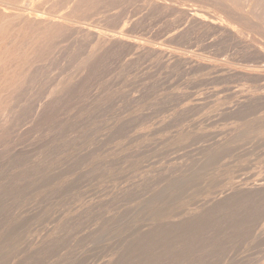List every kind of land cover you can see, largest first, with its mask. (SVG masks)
Masks as SVG:
<instances>
[{
    "label": "rangeland",
    "instance_id": "374dc122",
    "mask_svg": "<svg viewBox=\"0 0 264 264\" xmlns=\"http://www.w3.org/2000/svg\"><path fill=\"white\" fill-rule=\"evenodd\" d=\"M50 1L0 0V8L6 9L5 12L0 9V23L3 25L0 24V264H264V193L248 190L253 183L262 179L261 175L264 177V99L260 96L264 91V88L260 89L262 81L253 82L254 91L253 83L244 80L240 72L219 75V71L211 73L210 70L215 68L204 70L202 67L174 64L169 58L172 55L170 52L177 50L185 55L194 54L193 57L199 54L200 60L211 61L209 63L217 61L218 65L232 62L235 65L257 64L261 60L252 58L255 53L250 50L253 54L251 57V53L243 49L245 47L242 45L245 44L242 42L252 44L253 41L255 44L252 45L264 52V12L261 13L264 7L256 4L255 0L247 2L252 5L245 3V6L241 3L243 0H206L207 3L211 1L209 4H205V0V3L203 0H166L188 9L194 7L219 12L222 18L229 15L228 21L233 25L230 23L225 32L215 31L218 37L213 38L214 33L213 39H210L213 30L191 29L192 33H187L190 29L183 24L184 19L179 20L177 17L181 15L180 12L150 7L148 0H92L91 6L88 3L90 0L85 1L87 6L81 4L84 3L82 0L81 3L78 0V4L77 0ZM233 2L234 7H230ZM254 3L257 10L253 9ZM258 5L262 10H259ZM32 6L37 9H32ZM237 6L251 9L243 11ZM22 8L24 11H21ZM30 9L38 13L53 11L54 15L66 11L73 18H78L75 19L77 24L74 23L76 28L88 27L94 35L123 31L132 39L144 40L143 43L161 47L169 53L163 57L164 60L155 54L136 53L138 48L136 51L134 48L127 50L123 47L115 51L106 50L99 44L95 46L98 42L96 35L86 40L76 35V29L74 33H66L57 27H50L55 31L51 32L52 35L49 33L52 37L48 39L50 28L48 30L43 27L46 31L41 33L42 26L37 28L36 21L16 15L26 11L29 13ZM225 9L226 12L220 13ZM246 10L254 11L256 15L252 14L259 17L249 19L253 15L248 18L245 14L249 13L250 16L251 12L247 13ZM242 15L249 20L246 18L244 21ZM234 20H238V27L245 28L236 30ZM181 25L183 28H180ZM258 27L263 29L262 35ZM180 31H185V37ZM41 34L46 35L43 37ZM239 34L242 36L239 37ZM248 36H253L254 40L252 38L248 41ZM236 40H242V45ZM199 47L204 48L201 50ZM89 52L90 58L87 55ZM243 54L245 57H239ZM240 77H244L243 80ZM25 79L32 83H27ZM233 88L236 90L234 93ZM249 96L250 103L249 99L244 100V97ZM242 98L247 103L242 100L246 107L242 101L240 103L237 100ZM236 106H239V110ZM242 143L247 145V153V147ZM239 185L248 187L239 189L242 190L239 192ZM235 194H238L237 197ZM216 195H219V198L216 197L219 201H214Z\"/></svg>",
    "mask_w": 264,
    "mask_h": 264
},
{
    "label": "bare ground",
    "instance_id": "6f19581e",
    "mask_svg": "<svg viewBox=\"0 0 264 264\" xmlns=\"http://www.w3.org/2000/svg\"><path fill=\"white\" fill-rule=\"evenodd\" d=\"M50 1V0H49ZM64 1V0H63ZM73 1V0H72ZM76 1V0H75ZM85 1L86 0H82V2H84V3H81V0H79V3H81L83 6H87L88 4H85ZM88 1V0H87ZM92 0H90V1H88V3H89V5L91 4L90 2H91ZM143 2H145L146 0H142ZM206 1V0H205ZM215 1V0H214ZM233 1V0H232ZM236 1V0H235ZM249 1H251V3H252V1H254V0H246V2H244V0H243V2H241V3H243L244 5L243 6H245V3H247V2H249ZM258 3H257V2ZM47 2V1H46ZM51 2V1H50ZM54 2V1H53ZM94 2V1H93ZM92 2V3H93ZM203 2H204V0H203ZM256 4H259V5H261L262 6V8L264 7V0H255L254 1ZM49 3V2H48ZM71 3V2H70ZM69 3V4H70ZM76 3V2H75ZM95 3V2H94ZM110 3H111V1H110ZM148 4V6H150V7H155V8H158L159 10H162V11H169V10H171V11H176L177 13L178 12H180L181 13V17L180 16H177V17H179L178 19L180 20L181 18H182V20L183 21H185L184 23L183 22H181V21H179L180 22V24L181 23H183V24H185V26H187L189 29V31H187V33L188 32H191L192 33V31H191V29H195V30H193V31H196V29H200L201 30V28H205V29H203V30H205V31H208V30H211V32H212V30L214 31V32H212V34H211V37H210V39H213V38H217L218 36H216V32H218V31H226L227 30V28L228 27H230V21H228V18L230 17L229 15H227V14H225V15H227V16H225V17H227V18H222V16H220V15H218V13L219 12H208V11H204V10H202V9H195L194 7H190L189 5H187L188 7H190L189 9L188 8H186L185 6H182V5H176V2H175V4H171V3H173V2H171V3H169V1L167 2L166 0H148V2H147ZM205 3V2H204ZM209 3H211V1H209L208 3H207V1H206V3L205 4H209ZM226 3V2H225ZM238 3V2H237ZM254 3V4H255ZM73 4H74V2H73ZM77 4H78V0H77ZM80 4V5H81ZM101 4V3H100ZM178 4V3H177ZM230 4V3H229ZM235 4V2H233L232 4H230V7L231 6H233ZM248 4V3H247ZM253 4V5H254ZM256 4H255V6H256ZM80 5H78L79 7H81ZM91 5H93V4H91ZM90 5V6H91ZM194 5H196V4H194ZM218 5V4H217ZM219 5H221L222 6V4H219ZM248 5H252V4H248ZM258 5V6H259ZM73 6V5H72ZM77 6V5H76ZM76 6H74V7H76ZM82 6V7H83ZM147 6V7H148ZM192 6V5H191ZM216 5H214V7H215ZM220 6V7H221ZM239 6V5H238ZM237 6V7H238ZM255 6H253V9L255 8V10H257L256 8H257V6L255 7ZM5 7V6H4ZM28 7V6H27ZM26 7V8H27ZM198 7H199V5H198ZM206 7V6H205ZM209 7V6H208ZM211 7V6H210ZM218 7V6H217ZM234 7V6H233ZM247 7V6H246ZM248 7H250V6H248ZM252 7V6H251ZM25 8V9H26ZM30 8V7H29ZM35 7H33L32 6V9H34ZM55 8V7H54ZM132 8V7H131ZM216 8V7H215ZM224 8V7H223ZM238 8H240V10H241V8H242V10L244 11V9H249V8H243V7H238ZM259 8H260V6H259ZM258 8V9H259ZM1 9V8H0ZM5 8H3L2 7V9H1V11L2 12H5L6 11V9L4 10ZM24 8H22V10L21 11H24L23 10ZM32 9H30V12L29 13H27V11L29 10V9H26L25 11L26 12H23V13H17L16 15L18 16V17H24L25 19L27 18H30V19H28V20H34V21H36L37 23H38V27L37 28H41V26H42V31H41V33L42 32H45L46 30V28H48V30H50L51 28L50 27H54L53 29H55L56 27L61 31V30H63V31H65L66 33H68V32H70V31H73L74 29H76V30H78V33L79 32H81V33H77V31H76V35L78 36V35H81V37L80 38H84V39H88L90 36H95L96 35V33H95V35H94V32L91 30V29H89L88 27L87 28H85L84 29V27H81V26H77V28H76V25L74 24V23H76L77 22V20H75V19H78V18H76V17H72L69 13H61L60 12V14H56V15H54L55 14V12H53V11H46L45 13H41V12H36L35 10L33 11ZM35 9H37V8H35ZM72 9H74V8H72ZM79 9H81V8H79ZM84 9H85V7H84ZM149 9V8H148ZM208 9V8H207ZM220 9H222V7L220 8ZM251 9V8H250ZM249 9V10H250ZM264 9V8H263ZM44 10V9H43ZM51 10V9H50ZM68 10V9H67ZM191 10V11H190ZM214 10V9H213ZM223 10V9H222ZM226 10L227 9H225V11H222V12H220V13H223V12H226ZM233 10V8L231 9V11ZM247 10H246V12H247ZM259 10H262L261 8L259 9ZM258 10V11H259ZM18 11H20V10H18ZM38 11V10H37ZM41 11V10H40ZM70 11V10H69ZM73 11V13H74V10H72ZM215 11V10H214ZM218 11V10H217ZM242 11V13H244ZM257 11V12H258ZM120 12V11H119ZM229 12H230V10H229ZM233 12V11H232ZM236 12H238V10L236 11ZM248 12H251L250 13V16H248ZM247 13L248 14H245L248 18L249 17H251V14L253 13V14H255L254 13V11L252 12V11H248ZM256 12V11H255ZM262 12H264V10L263 11H261V13ZM10 13V12H9ZM8 13V14H9ZM27 13V14H26ZM54 13V14H53ZM168 13V12H167ZM234 13L235 12H233V15H234ZM239 13H241V12H239ZM259 13V12H258ZM0 14H1V12H0ZM7 14V13H6ZM5 14V15H6ZM7 14V15H8ZM11 14V13H10ZM10 14H9V16H10ZM75 14V13H74ZM103 14V13H102ZM230 14V13H229ZM232 14V13H231ZM238 14V13H237ZM252 14V15H253ZM6 15V16H7ZM12 15V14H11ZM14 15V14H13ZM73 15V14H72ZM79 15V14H78ZM142 15V14H141ZM176 15V14H175ZM256 15V14H255ZM255 15H253L251 18H249V19H253V17L255 16ZM15 16V15H14ZM75 16V15H74ZM76 16H77V14H76ZM236 16V15H235ZM234 16V17H235ZM8 17V16H7ZM6 17V18H7ZM12 17V16H11ZM112 17V16H111ZM132 17V16H131ZM130 17V18H131ZM246 17V18H247ZM255 17H259V15H257V16H255ZM261 17H263V14L261 15ZM90 18V17H89ZM129 18V17H128ZM134 18V17H133ZM236 18V17H235ZM238 18V17H237ZM242 18H244V16L242 15ZM242 18H240V19H242ZM246 18H244V21H245V19ZM247 18V19H248ZM126 19V18H125ZM248 19V20H249ZM264 19V18H263ZM4 20V19H3ZM168 20V19H167ZM75 21V22H74ZM174 21V20H173ZM233 21V20H232ZM243 21V22H244ZM254 21V20H253ZM264 21V20H263ZM2 22V21H1ZM10 22V21H9ZM9 22H8V24H9ZM135 22V21H134ZM179 22H178V24H179ZM234 22L236 23L237 22V24H235L234 23V25H237L236 27V30L239 28V30L241 29V28H243V27H238V20H234ZM242 22V21H241ZM248 22V21H247ZM256 22V21H255ZM5 23V22H4ZM13 23V22H12ZM27 23V22H26ZM88 23V22H87ZM131 23V22H130ZM136 23V22H135ZM153 23V22H152ZM173 23V22H172ZM259 23V22H258ZM1 25H2V23H0ZM24 24V23H23ZM77 24V23H76ZM79 24V23H78ZM80 24H82L81 23V21H80ZM174 24V23H173ZM173 24H170V25H173ZM177 23H176V25H178ZM182 24V25H183ZM232 24V23H231ZM239 24H240V22H239ZM242 24H244V23H241V25ZM4 25H6V24H4ZM17 25V24H16ZM20 25V24H19ZM29 25V24H28ZM31 25V24H30ZM33 25V24H32ZM41 25V26H40ZM86 25V24H85ZM88 25V24H87ZM90 25V24H89ZM182 25L180 26V28H183L182 27ZM233 25V24H232ZM249 25V24H248ZM251 25V24H250ZM258 25V24H257ZM3 26V25H2ZM34 26V25H33ZM37 26V25H36ZM40 26V27H39ZM93 26V25H92ZM157 26V25H156ZM169 26V25H168ZM184 26V25H183ZM185 26H184V28H185ZM26 27V26H25ZM31 27V26H30ZM29 27V28H30ZM35 27V26H34ZM45 29H44V28ZM133 27V26H132ZM169 27H171V26H169ZM174 27V26H173ZM252 27V26H251ZM262 27V26H261ZM13 28V27H12ZM50 28V29H49ZM172 28V27H171ZM171 28L169 29V30H171ZM176 29H178L177 28V26L175 27ZM175 28H174V31H175ZM245 28V27H244ZM249 28H250V26H249ZM259 28V27H258ZM15 29V28H14ZM53 29H51V31L50 32H47L48 33V35L47 36H49L48 37V39L50 38V37H52V36H50L49 35V33H51L52 31L54 32L55 30H53ZM97 29V28H96ZM262 29V28H261ZM39 30V29H38ZM43 30H45V31H43ZM47 30V31H48ZM59 30H56V32H58ZM102 30V29H101ZM118 30V29H117ZM122 30V29H121ZM185 31L187 30V29H184ZM200 30H197V31H199V33H200ZM235 30V31H236ZM259 30H260V28H259ZM258 29H257V31H259ZM263 30V29H262ZM262 30H260V31H262ZM75 31H73V33L75 32ZM183 31V30H182ZM182 31H180V33L182 32ZM185 31L184 32H182V34L183 33H185ZM216 31V32H215ZM232 31H234V30H232ZM234 31V32H235ZM243 31V30H242ZM253 31V30H252ZM256 31V32H257ZM100 32V31H99ZM98 32V33H99ZM112 32V31H111ZM114 32V31H113ZM177 32V34L180 36V34H179V31L177 30L176 31ZM202 32V31H201ZM209 32V31H208ZM220 32V33H221ZM223 32V33H224ZM228 32V31H227ZM237 32H241V31H237ZM63 33V32H62ZM170 33V32H169ZM172 33L173 32H171V35H172ZM195 33H197V32H195ZM215 33V36L213 35ZM219 33V34H220ZM230 33V32H229ZM253 33V32H252ZM262 33H263V31L261 32V34H260V32H258V34H260V35H262ZM24 34V33H23ZM40 34V33H39ZM55 34V33H54ZM58 34V33H57ZM72 34V33H71ZM218 34V33H217ZM233 34V33H232ZM237 34V33H236ZM242 34H244L243 32H242ZM254 34V33H253ZM257 34V35H258ZM43 37H45V35H43V34H41ZM51 35H52V33H51ZM184 35V34H183ZM187 35V34H186ZM191 34H189V36H190ZM196 35V34H195ZM212 35H213V38H212ZM226 35V34H225ZM252 35V34H251ZM250 35V36H251ZM25 36V35H24ZM40 36V35H39ZM47 36H46V38H47ZM93 36H92V38H93ZM97 36V43L95 44V46L96 47H98V46H103V48H105L106 50H111V49H113L114 51H115V49H117V48H119L120 49V47H123L124 49H127V50H130V49H133L134 48V51H136L137 50V48L139 49L138 50V52H136V53H142V55L143 54H155L156 55V57L158 56V58L160 57H164V56H166L169 52H167V51H165V50H163V49H161V47H155V46H152L153 44H151V45H149V44H145V43H143L144 42V40H143V42H141V41H139V39H138V41L137 40H135L136 38H130V37H128L127 36V34L125 33V32H123V31H119L118 33L116 32H114V33H112V34H107V33H102V32H100L98 35H96ZM167 36V35H166ZM168 36H169V34H168ZM178 36V37H179ZM191 36H193V35H191ZM190 36V37H191ZM201 36V35H200ZM220 36H221V34H220ZM235 36V35H234ZM237 36V35H236ZM239 37L240 36H242L241 34H239L238 35ZM250 36H248V37H250ZM256 36V35H255ZM35 37L36 38H39V37H37L36 35H35ZM55 37V36H54ZM174 37H176V35H174ZM184 37H185V35H184ZM199 37V36H198ZM244 37H246L245 36V34H244ZM243 37V38H244ZM247 37V38H248ZM35 38V39H36ZM91 38V37H90ZM90 38L88 39V40H90ZM173 38V37H172ZM180 38V37H179ZM188 38V37H187ZM202 38H204V37H202ZM205 38H207L206 36H205ZM204 38V39H205ZM226 38V37H225ZM236 38V37H235ZM242 38V39H243ZM246 38V39H247ZM252 38H253V36H252ZM251 37H250V39L248 40V41H250L251 39H252ZM257 38V37H256ZM260 38V37H259ZM263 38H264V34H263ZM23 39V38H22ZM32 39V38H31ZM34 39V38H33ZM53 39V38H52ZM175 39V38H174ZM181 39H182V37H181ZM186 39V38H185ZM189 39H191V38H189ZM228 39V38H227ZM234 39V38H233ZM262 39V38H261ZM12 40V39H11ZM51 40V39H50ZM50 40H47L48 42L50 41ZM94 40H95V38H94ZM177 40V39H176ZM179 40V39H178ZM188 40V39H187ZM193 40V39H192ZM206 40V39H205ZM243 40H245V39H243ZM253 40H254V38H253ZM28 41V40H27ZM39 41V40H38ZM207 41V40H206ZM208 41H209V39H208ZM214 41V40H213ZM212 41V42H213ZM232 41V40H231ZM237 42H238V40H236ZM241 42H242V40H240ZM256 41V40H255ZM101 42V43H100ZM146 42V41H145ZM238 42L239 43V45L241 44L242 45V43H244L245 44V46L244 45H242L243 47H245V48H243V49H246V51L247 52H249V54L251 53L250 52V50H252L253 51V53H255V57H252L251 55H253L252 53L250 54V56L252 57V58H257V59H259V60H261V61H263L264 62V52L263 51H261L260 49L258 50L256 47H258V46H254V45H252V44H255L253 41H252V44H249L248 42ZM82 43V42H81ZM150 43V42H149ZM159 43V42H158ZM214 43V42H213ZM231 43V42H230ZM236 43V42H235ZM238 43L236 44L237 46H239L238 45ZM257 43H258V41H257ZM260 43V42H259ZM38 44V43H37ZM47 44V43H46ZM97 44H99L98 46H97ZM101 44V45H100ZM192 44V43H191ZM219 44V43H218ZM264 44V43H263ZM156 45V44H155ZM160 45H161V43H160ZM169 45V44H168ZM235 45V44H234ZM258 45V44H257ZM261 45V44H260ZM259 45V46H260ZM27 46V45H26ZM29 46V45H28ZM27 46V47H28ZM31 46V45H30ZM40 46V45H39ZM45 46V45H44ZM72 46V45H71ZM167 46V45H166ZM179 46V45H178ZM208 46V45H207ZM210 46V45H209ZM208 46V47H209ZM22 47V46H21ZM41 47V46H40ZM43 47V46H42ZM95 47V48H96ZM99 47V48H100ZM180 47V46H179ZM262 47H264V46H262ZM261 47V48H262ZM56 48V47H55ZM94 47H93V49H95ZM136 48V49H135ZM168 48V47H167ZM181 48V47H180ZM185 48V47H184ZM194 48H195V46H194ZM200 48V47H199ZM199 48H197V49H199ZM201 48H204V47H201ZM200 48V49H201ZM220 48V47H219ZM218 48V49H219ZM242 48V47H241ZM251 48V49H250ZM31 49V48H30ZM93 49L91 50L92 52H93ZM171 49V48H170ZM213 49V48H212ZM235 49V48H234ZM237 49V48H236ZM239 49V48H238ZM24 50V49H23ZM202 50V49H201ZM204 50V49H203ZM206 50V49H205ZM263 50V49H262ZM27 51V50H26ZM25 51V52H26ZM33 51V50H32ZM38 51V50H37ZM47 51V50H46ZM79 51V50H78ZM90 51V52H91ZM112 51V50H111ZM198 51V50H197ZM220 51V50H219ZM231 51V50H230ZM236 51V50H235ZM240 51V50H239ZM245 51V52H246ZM54 52V51H53ZM60 52V51H59ZM90 52L87 54L88 56H89V58H90V56L91 55H89L90 54ZM127 52V51H126ZM194 52H196V51H194ZM199 52V51H198ZM238 52V51H237ZM27 53V52H26ZM33 53V52H32ZM38 53V52H37ZM50 53V52H49ZM172 55L171 56H169V58L171 59L170 60V62H174V64L175 63H181L180 65H182V64H187V65H189L190 67H202V68H205L204 70H207L206 68H208L209 70H210V68H212V69H214V70H210V71H212L211 73H214L213 71H219L218 73H220L219 75H226V74H230V75H232L231 73H234V74H237L238 72H240V74L242 75V76H244L245 77V79L244 80H246V79H248V80H250L249 82H255V81H258V80H260V81H262V83H261V90H262V88H264V64H262V65H260L259 64V62H261V61H259L257 64H254V63H252V65H248V64H245V65H241V64H239V65H235V64H233V62H232V64H220V65H218V64H216L217 63V61H216V63L214 64V63H209V62H211V61H208V59H207V61L208 62H204V60L202 59V60H200L199 58H201V56H199V54H197V56L196 57H193L194 56V54H192V56H190V55H185L184 53H181V52H177V50L174 52H170ZM200 53V52H199ZM238 53H241V52H238ZM92 54V53H91ZM139 54H137V55H139ZM203 54V53H202ZM249 54H247V55H249ZM31 56V54H28L27 56ZM131 55V54H130ZM213 55V54H212ZM25 56V55H24ZM65 56V55H64ZM218 56V55H217ZM240 56H244V54L243 55H239V57ZM32 57V56H31ZM30 57V58H31ZM198 57V58H197ZM208 57V56H207ZM206 57V58H207ZM211 57V56H210ZM245 57V56H244ZM244 57L242 58V59H244ZM247 57V56H246ZM250 57V59H252ZM27 58H29V57H27ZM34 58V57H33ZM132 58V57H131ZM137 58H138V56H137ZM248 58H249V56H248ZM101 59V58H100ZM112 59V58H111ZM153 59V58H152ZM164 59V58H163ZM204 59H205V57H204ZM218 59V58H217ZM246 59V58H245ZM256 59V60H257ZM2 60V59H1ZM27 60V59H26ZM32 60V59H31ZM54 60V59H53ZM165 60V59H164ZM240 61H241V59H239ZM248 60V59H247ZM65 61V60H64ZM80 61V60H79ZM144 61V60H143ZM155 61V60H154ZM206 61V60H205ZM213 61V60H212ZM226 61V60H225ZM251 61H253V60H250V62ZM255 61V60H254ZM253 61V62H254ZM258 61V60H257ZM67 62V61H66ZM145 62V61H144ZM159 62V61H158ZM222 62V61H221ZM220 62V63H221ZM244 62V61H243ZM245 62H246V60H245ZM249 62V61H248ZM247 62V63H248ZM250 62H249V64H250ZM56 63V62H55ZM64 63V62H63ZM115 63V62H114ZM167 63V62H166ZM42 64V63H41ZM85 64V63H84ZM172 64V63H171ZM259 64V65H258ZM19 65V64H18ZM29 65H32V64H29ZM57 65V64H56ZM62 65V64H61ZM103 65V64H102ZM150 65V64H149ZM179 65V66H180ZM20 66V65H19ZM27 66V65H26ZM44 66V65H43ZM55 66V65H54ZM53 66V67H54ZM83 66V65H82ZM115 66V65H114ZM135 66V65H134ZM144 66V65H143ZM165 66H168V65H165ZM170 66V65H169ZM31 67V66H30ZM60 67V66H59ZM111 67V66H110ZM127 67V66H126ZM137 67V66H136ZM142 67V66H141ZM147 67V66H146ZM28 68V67H27ZM87 68V67H86ZM85 68V69H86ZM117 68V67H116ZM169 68H171V67H169ZM17 69V68H16ZM29 69V68H28ZM32 69V68H31ZM30 69V70H31ZM68 69V68H67ZM70 69V68H69ZM77 69V68H76ZM106 69V68H105ZM104 69V70H105ZM109 69V68H108ZM134 69V68H133ZM184 69V68H183ZM192 69V68H191ZM9 70V69H8ZM18 70V69H17ZM74 70V69H73ZM155 70V69H154ZM159 70V69H158ZM12 71V70H11ZM19 71V70H18ZM33 71V70H32ZM54 71V70H53ZM58 71H60V70H58ZM72 71V70H71ZM95 71V70H94ZM120 71H122V70H120ZM145 71V70H144ZM42 72V71H41ZM47 72V71H46ZM63 72V71H62ZM78 72H80V70L78 71ZM237 72V73H236ZM9 73V72H8ZM14 73H15V71H14ZM57 73V72H56ZM59 73V72H58ZM61 73V72H60ZM153 73V72H152ZM218 73H216V74H218ZM6 74V73H5ZM54 74V73H53ZM86 74V73H85ZM87 74H88V72H87ZM91 74V73H90ZM143 74V73H142ZM164 74V73H163ZM215 74V75H216ZM233 74V75H234ZM23 75H24V73H23ZM30 75V74H29ZM210 75V74H209ZM214 74H212V76H213ZM56 76V75H55ZM63 76V75H62ZM137 76V75H136ZM235 76V75H234ZM240 76V75H239ZM238 76V77H239ZM29 77V76H28ZM116 77H118V76H116ZM134 77V76H133ZM163 77V76H162ZM167 77V76H166ZM183 77V76H182ZM188 77H190V76H188ZM211 77V76H210ZM244 77H240V79L242 78V80H243V78ZM12 78V77H11ZM19 78V77H18ZM25 78H26V76H25ZM53 78V77H52ZM91 78V77H90ZM187 78V77H186ZM217 78V77H216ZM221 78V77H220ZM231 78H232V76H231ZM237 78V77H236ZM15 79V78H14ZM20 79V78H19ZM27 79V78H26ZM25 79V80H26ZM29 79V78H28ZM190 79V78H189ZM224 79H225V77H224ZM15 80H17V79H15ZM49 80V79H48ZM64 80V79H63ZM62 80V81H63ZM67 80V79H66ZM136 80V79H135ZM156 80V79H155ZM213 80H214V78H213ZM212 80V81H213ZM218 80V79H217ZM252 80V81H251ZM14 81V80H13ZM70 81V80H69ZM72 81V80H71ZM154 81V80H153ZM152 81V82H153ZM192 81V80H191ZM226 81V80H225ZM236 81V80H235ZM16 82H18V81H16ZM26 82H27V80H26ZM156 82V81H155ZM160 82V81H159ZM186 82V81H185ZM222 82V81H221ZM242 82V81H241ZM3 83H4V81H3ZM2 83V84H3ZM25 83V82H24ZM23 83V84H24ZM27 83H29V84H31L32 83V81L31 82H27ZM183 83V82H182ZM205 83V82H204ZM208 83H210V82H208ZM212 83V82H211ZM214 83V82H213ZM233 83V82H232ZM238 83V82H237ZM245 83V82H244ZM243 83V84H244ZM14 84H15V82H14ZM20 84H22V83H20ZM28 84V85H29ZM72 84V83H71ZM125 84V83H124ZM163 84V83H162ZM170 84V83H169ZM224 84V83H223ZM234 84V83H233ZM247 84V83H246ZM245 84V85H246ZM5 85V84H4ZM13 85V84H12ZM39 85V84H38ZM100 85V84H99ZM172 85V84H171ZM235 85V84H234ZM249 85H250V87H252L251 86V84L249 83ZM249 85H248V87H249ZM253 85V90H254V87H255V85H254V83L252 84ZM18 86V85H17ZM27 86V85H26ZM33 86V85H32ZM44 86V85H43ZM50 86V85H49ZM68 86V85H67ZM126 86V85H125ZM172 86H174V85H172ZM181 86V85H180ZM187 86V85H186ZM231 86H232V84H231ZM5 87V86H4ZM8 87V86H7ZM16 87V86H15ZM21 87V86H20ZM214 87H216L215 85H214ZM213 87V88H214ZM224 87V86H223ZM229 87H230V85H229ZM247 87V86H246ZM249 87V88H250ZM27 88H29V86L27 87ZM33 88V87H32ZM68 88H69V86H68ZM97 88V87H96ZM124 88V87H123ZM228 88V87H227ZM240 88V87H239ZM242 88V87H241ZM248 88V89H249ZM256 88H257V86H256ZM4 89H6V88H4ZM8 89H10V88H8ZM20 89V88H19ZM18 89V90H19ZM25 89H26V87H25ZM31 89V88H30ZM97 89H99V88H97ZM96 89V90H97ZM144 89V88H143ZM230 89V88H229ZM234 89V90H233ZM232 90H233V93H234V91H236L235 90V88H233ZM246 89V88H245ZM258 89V88H257ZM12 90V89H11ZM23 90V89H22ZM126 90V89H125ZM135 90V89H134ZM137 90H139V89H137ZM186 90V89H185ZM189 90V89H188ZM218 90H220V89H218ZM225 90H226V88H225ZM238 91L240 90V89H237ZM264 90V89H263ZM20 91V90H19ZM52 91H53V89H52ZM56 92H57V89L55 90ZM60 91L61 90H59V93H60ZM69 91V90H68ZM142 91V90H141ZM195 91V90H194ZM209 91V90H208ZM241 92H242V90H240ZM251 91V90H250ZM254 91H256V89L254 90ZM258 91V90H257ZM26 92V91H25ZM46 92V91H45ZM54 92V91H53ZM65 92V91H64ZM67 92V91H66ZM125 92V91H124ZM166 92V91H165ZM227 92V91H226ZM230 92V91H229ZM232 92V91H231ZM260 93H261V91H259ZM11 93H12V91H11ZM13 93H14V91H13ZM19 93V92H18ZM23 92H21V94H22ZM58 93V94H59ZM80 93V92H79ZM170 93H172V92H170ZM169 93V94H170ZM176 93V92H175ZM228 93V92H227ZM243 93H246L245 91L243 92ZM25 94V93H24ZM53 94H55V93H53ZM86 94V93H85ZM125 94H126V92H125ZM165 94V93H164ZM194 94V93H193ZM230 94V93H229ZM241 94V93H240ZM258 95H259V93H257ZM30 95V94H29ZM69 95V94H68ZM171 95V94H170ZM175 95V94H174ZM197 95V94H196ZM226 95V94H225ZM238 95H239V92H238ZM34 96V95H33ZM56 96V95H55ZM54 96V97H55ZM59 96V95H58ZM58 96H57V98H58ZM64 96H66V95H64ZM169 96V95H168ZM177 96V95H176ZM199 96V95H198ZM198 96H197V98H198ZM246 96H248L247 94H246ZM251 96H253L254 97V95L252 94ZM261 97H262V99H264V91H262V93H261V95H260ZM27 97V96H26ZM39 97V96H38ZM67 97V96H66ZM126 97V96H125ZM193 97V96H192ZM256 98H257V96H255ZM70 98V97H69ZM68 98V99H69ZM103 98V97H102ZM167 98V97H166ZM202 98V97H201ZM234 98V97H233ZM34 99V98H33ZM38 99V98H37ZM158 99V98H157ZM194 99V98H193ZM226 99V98H225ZM246 99V101H248L247 99H249V103H250V96H249V98L248 97H244V100ZM255 99V98H254ZM45 100H46V98H45ZM92 100V99H91ZM154 100V99H153ZM181 100V99H180ZM185 100V99H184ZM196 100V99H195ZM211 100H213V102H214V99H211ZM238 101L240 100V103H241V101L243 100V98L242 99H237ZM243 100V101H244ZM256 100V99H255ZM67 101V100H66ZM129 101V100H128ZM188 101V100H187ZM216 101V100H215ZM218 101V100H217ZM223 101V100H222ZM243 101H242V103H243ZM252 101H253V98H252ZM256 101H258V100H256ZM42 102H45V101H42ZM49 102V101H48ZM69 102V101H68ZM156 102V101H155ZM180 102V101H179ZM182 102V101H181ZM197 102V101H196ZM195 102V103H196ZM259 102H261V100H259ZM258 102V103H259ZM102 103V102H101ZM129 103V102H128ZM136 103V102H135ZM198 103V102H197ZM209 103V102H208ZM208 103H205L206 105L208 104ZM224 103H225V101H224ZM235 103H237V101L235 102ZM244 103H246L245 101H244ZM243 103V104H244ZM258 103H255V104H258ZM264 103V102H263ZM47 104H49V103H47ZM57 104V103H56ZM204 104V103H203ZM247 104V103H246ZM51 105V104H50ZM58 105V104H57ZM229 105V104H228ZM234 105V104H233ZM233 105H232V108H233ZM248 105H250V104H248ZM247 105V106H248ZM59 106V105H58ZM182 106V105H181ZM184 106H186V105H184ZM207 106H209V105H207ZM244 106L246 107V105L244 104ZM243 106V107H244ZM258 106H260V105H258ZM264 106V105H263ZM57 107V106H56ZM61 107V106H60ZM84 107V106H83ZM105 107V106H104ZM112 107V106H111ZM124 107V106H123ZM231 107V106H230ZM235 107V106H234ZM237 107V106H236ZM239 107V106H238ZM238 107H237V109H238ZM249 107V106H248ZM261 107V106H260ZM61 108H63V107H61ZM68 108V107H67ZM142 108V107H141ZM200 108V107H199ZM231 108V109H232ZM251 108V107H250ZM263 108V107H262ZM36 109V108H35ZM41 109V108H40ZM56 109V108H55ZM59 109V108H58ZM72 109V108H71ZM121 109V108H120ZM132 109V108H131ZM186 108H184V110H185ZM246 109V108H245ZM255 110H256V107L254 108ZM129 110V109H128ZM134 110H136V109H134ZM180 110V109H179ZM203 110V109H202ZM227 110H228V107H227ZM233 110H234V108H233ZM232 110V111H233ZM239 110V109H238ZM252 110H253V108H252ZM264 110V109H263ZM43 111V110H42ZM41 111V112H42ZM49 111V110H48ZM127 111V110H126ZM170 111V110H169ZM188 111V110H187ZM209 111V110H208ZM231 111V112H232ZM43 112H45V111H43ZM119 112V111H118ZM135 112V111H134ZM143 112V111H142ZM182 112V111H181ZM198 112V111H197ZM226 112V111H225ZM49 113V112H48ZM55 113V112H54ZM130 113V112H129ZM132 113V112H131ZM177 113V112H176ZM185 113V112H184ZM201 113V112H200ZM228 113H229V111H228ZM263 114H264V111L262 112ZM37 114V113H36ZM141 114V113H140ZM183 114V113H182ZM205 114V113H204ZM223 114V113H222ZM258 114V113H257ZM134 115V114H133ZM139 115V114H138ZM180 115V114H179ZM190 115H191V113H190ZM217 115V114H216ZM44 116V115H43ZM112 116V115H111ZM198 116V115H197ZM205 116H206V114H205ZM214 115H212V117H213ZM219 116V115H218ZM231 116V115H230ZM69 117V116H68ZM131 117V116H130ZM183 117V116H182ZM181 117V118H182ZM209 117H210V115H209ZM216 117V116H215ZM220 117V116H219ZM227 117H229V116H227ZM258 117V116H257ZM41 118V117H40ZM111 118V117H110ZM109 118V119H110ZM125 118V117H124ZM166 118V117H165ZM179 118V117H178ZM192 118V117H191ZM200 118V117H199ZM233 118V117H232ZM48 119V118H47ZM51 119V118H50ZM127 119V118H126ZM160 119H162V118H160ZM186 119V118H185ZM207 119V118H206ZM205 119V120H206ZM211 119V118H210ZM219 119V118H218ZM260 119V118H259ZM52 120V119H51ZM131 120V119H130ZM167 120V119H166ZM194 120V119H193ZM235 120V119H234ZM88 121V120H87ZM125 121V120H124ZM133 121V120H132ZM197 121V120H196ZM201 121V120H200ZM250 121V120H249ZM248 121V122H249ZM259 121V120H258ZM261 121V120H260ZM41 122V121H40ZM49 122V121H48ZM53 122V121H52ZM60 122V121H59ZM122 122H123V120H122ZM126 122V121H125ZM129 122V121H128ZM194 122V121H193ZM208 122V121H207ZM212 122V121H211ZM215 122H217V121H215ZM42 123V122H41ZM57 123V122H56ZM63 123V122H62ZM91 123V122H90ZM130 123V122H129ZM195 123V122H194ZM197 123V122H196ZM206 123V122H205ZM208 123H210V122H208ZM223 123V122H222ZM253 123H255V122H253ZM27 124H28V122H27ZM46 124V123H45ZM52 124V123H51ZM219 124V123H218ZM235 124V123H234ZM116 125H117V123H116ZM130 125V124H129ZM207 125V124H206ZM212 125V124H211ZM241 125V124H240ZM239 125V126H240ZM60 126V125H59ZM132 126H134V125H132ZM131 126V127H132ZM215 126V125H214ZM213 126V127H214ZM217 126V125H216ZM53 127V126H52ZM113 127V126H112ZM118 127V126H117ZM128 127H130V126H128ZM190 127V126H189ZM212 127V126H211ZM51 128V127H50ZM105 128V127H104ZM107 128V127H106ZM192 128H193V126H192ZM205 128V127H204ZM209 128V127H208ZM217 128V127H216ZM221 128V127H220ZM243 128V127H242ZM112 129V128H111ZM125 129V128H124ZM136 129V128H135ZM185 129V128H184ZM191 129V128H190ZM194 129V128H193ZM230 129V128H229ZM245 129V128H244ZM34 130V129H33ZM107 130V129H106ZM123 130V129H122ZM178 130H180V129H178ZM219 130V129H218ZM221 130V129H220ZM261 130V129H260ZM114 131V130H113ZM124 131V130H123ZM126 131V130H125ZM128 131V130H127ZM203 131V130H202ZM210 131V130H209ZM211 131H212V128H211ZM249 131V130H248ZM119 132V131H118ZM121 132V131H120ZM129 132V131H128ZM186 132V131H185ZM198 132H200V131H198ZM219 132V131H218ZM247 132V131H246ZM121 133H123V132H121ZM134 133V132H133ZM136 133V132H135ZM191 133V132H190ZM250 133V132H249ZM50 134V133H49ZM132 134V133H131ZM187 134V133H186ZM209 134V133H208ZM215 134V133H214ZM261 134V133H260ZM93 135H95V134H93ZM112 135V134H111ZM123 135H125V134H123ZM133 135V134H132ZM178 135V134H177ZM219 135V134H218ZM32 136V135H31ZM30 136V137H31ZM63 136V135H62ZM173 136V135H172ZM200 136V135H199ZM203 136V135H202ZM213 136V135H212ZM24 137V136H23ZM105 137V136H104ZM111 137V136H110ZM178 137V136H177ZM185 137V136H184ZM216 137H217V135H216ZM223 137V136H222ZM256 137V136H255ZM261 137V136H260ZM36 138V137H35ZM109 138V137H108ZM129 138V137H128ZM183 138V137H182ZM205 139H206V136L204 137ZM259 138V137H258ZM43 139V138H42ZM75 139V138H74ZM113 139V138H112ZM196 139H197V137H196ZM195 139V140H196ZM211 139V138H210ZM232 139V138H231ZM240 139V138H239ZM251 139V138H250ZM17 140V139H16ZM30 140V139H29ZM32 140V139H31ZM115 140V139H114ZM218 140V139H217ZM225 140V139H224ZM249 140V139H248ZM247 140V141H248ZM258 140V139H257ZM121 141V140H120ZM222 141V140H221ZM250 141H252V140H250ZM100 142V141H99ZM127 142H128V140H127ZM190 142V141H189ZM203 142V141H202ZM75 143V142H74ZM97 143V142H96ZM114 143V142H113ZM119 143V142H118ZM152 143V142H151ZM201 143V142H200ZM212 143V142H211ZM214 143V142H213ZM240 143V142H239ZM247 143V142H246ZM250 143V142H249ZM256 143H257V141H256ZM100 144V143H99ZM126 144V143H125ZM193 144V143H192ZM215 144V143H214ZM223 144V143H222ZM243 144V143H242ZM248 144V143H247ZM261 144V143H260ZM36 145H37V143H36ZM123 145V144H122ZM201 145V144H200ZM206 145H208V144H206ZM213 145V144H212ZM211 145V146H212ZM244 145V144H243ZM254 145H255V143H254ZM109 146V145H108ZM125 146V145H124ZM130 146V145H129ZM204 146V145H203ZM237 146V145H236ZM239 146V145H238ZM245 146V145H244ZM251 146V145H250ZM262 146V145H261ZM14 147V146H13ZM16 147V146H15ZM110 147V146H109ZM117 147V146H116ZM131 147V146H130ZM198 147V146H197ZM220 147V146H219ZM229 147V146H228ZM243 147V146H242ZM245 147H247V145L245 146ZM260 147V146H259ZM263 147V146H262ZM25 148V147H24ZM31 148V147H30ZM70 148V147H69ZM80 148V147H79ZM201 148V147H200ZM211 148V147H210ZM255 149V148H254ZM49 150V149H48ZM65 150V149H64ZM185 150V149H184ZM188 150V149H187ZM207 150H209V149H207ZM216 150V149H215ZM242 150V149H241ZM240 150V151H241ZM253 150V149H252ZM257 150V149H256ZM91 151V150H90ZM106 151V150H105ZM117 151V150H116ZM120 151V150H119ZM150 151V150H149ZM181 151V150H180ZM200 151V150H199ZM243 151V150H242ZM197 152V151H196ZM248 152V147H247V151H246V153ZM264 152V151H263ZM72 153V152H71ZM70 154V153H69ZM86 154V153H85ZM115 154V153H114ZM113 154V155H114ZM195 154V153H194ZM206 154H207V152H206ZM217 154H218V152H217ZM219 154H221V153H219ZM227 154H229V153H227ZM252 154V153H251ZM257 154V153H256ZM45 155H47V154H45ZM75 155V154H74ZM102 155V154H101ZM117 155V154H116ZM177 155V154H176ZM223 155V154H222ZM9 156V155H8ZM7 156V157H8ZM25 156V155H24ZM76 156H77V154H76ZM218 156V155H217ZM109 157V156H108ZM221 157V156H220ZM224 157H225V154H224ZM227 157V156H226ZM5 158V157H4ZM244 158V157H243ZM188 159V158H187ZM79 160V159H78ZM114 160V159H113ZM180 160V159H179ZM15 161V160H14ZM130 161V160H129ZM183 161V160H182ZM206 161V160H205ZM229 161V160H228ZM4 162H5V160H4ZM177 162V161H176ZM6 163V162H5ZM207 163V162H206ZM209 163V162H208ZM207 163V164H208ZM220 163V162H219ZM227 163V162H226ZM73 164V163H72ZM203 164H204V162H203ZM202 164V165H203ZM250 164V163H249ZM201 165V164H200ZM214 165V164H213ZM205 166V165H204ZM215 166V165H214ZM223 166V165H222ZM114 167V166H113ZM200 167V166H199ZM259 167V166H258ZM102 168V167H101ZM214 168V167H213ZM235 168V167H234ZM24 169V168H23ZM189 169V168H188ZM201 169V168H200ZM29 170V169H28ZM214 170V169H213ZM241 170H242V168H241ZM247 170V169H246ZM63 171V170H62ZM207 171V170H206ZM205 171V172H206ZM212 171V170H211ZM75 172V171H74ZM1 173V172H0ZM48 173V172H47ZM151 173V172H150ZM212 173V172H211ZM214 173V172H213ZM255 173V172H254ZM45 174V173H44ZM63 174V173H62ZM65 174V173H64ZM216 174V173H215ZM135 175V174H134ZM145 175V174H144ZM148 175H149V173H148ZM147 175V176H148ZM151 175V174H150ZM212 175V174H211ZM37 176V175H36ZM133 176V175H132ZM262 176V177H261ZM260 177L262 178L261 180H258L257 178H255V179H257L258 180V182H256V183H253L249 188H248V190H250V191H255V192H261V193H264V177H263V175H261ZM239 177V176H238ZM145 178V177H144ZM246 178V177H245ZM248 178H249V175H248ZM248 178H246V179H248ZM25 179V178H24ZM27 179V178H26ZM138 179V178H137ZM136 179V180H137ZM141 179V178H140ZM245 179V180H246ZM20 180V179H19ZM78 180V179H77ZM120 180V179H119ZM142 180V179H141ZM146 180V179H145ZM148 180V179H147ZM150 180V179H149ZM243 180V179H242ZM241 180V181H242ZM254 180V179H253ZM122 181V180H121ZM248 181V180H247ZM16 182V181H15ZM91 182V181H90ZM203 182V181H202ZM237 182V181H236ZM5 183V182H4ZM121 183V182H120ZM125 183H127V182H125ZM131 183V182H130ZM149 183H150V181H149ZM240 183V182H239ZM25 184V183H24ZM237 184V183H236ZM49 185V184H48ZM25 186V185H24ZM61 186V185H60ZM71 186V185H70ZM228 186V185H227ZM240 186V185H239ZM241 186H243V185H241ZM240 186V188L238 187V186H236V188L238 187V191L240 192V191H242L243 189H244V187H248L247 185L245 186L244 185V187H241ZM38 187V186H37ZM43 187V186H42ZM59 187V186H58ZM188 187V186H187ZM232 187V186H231ZM63 188V187H62ZM243 188V189H242ZM19 189V188H18ZM127 189V188H126ZM231 189H233V188H231ZM235 189V188H234ZM239 189H242V190H239ZM63 190V189H62ZM246 190V189H245ZM244 190V191H245ZM79 191V190H78ZM122 191V190H121ZM232 191V190H231ZM236 191H237V189H236ZM246 192V191H245ZM248 192V191H247ZM1 193V192H0ZM108 193V192H107ZM217 193V192H216ZM234 193V192H233ZM9 194V193H8ZM85 194V193H84ZM105 194V193H104ZM183 194V193H182ZM210 194H211V192H210ZM228 194V193H227ZM246 194V193H245ZM256 194V193H255ZM22 195V194H21ZM215 195V194H214ZM220 195H221V197H224V196H222V194L220 193ZM229 195H230V193H229ZM238 195V194H237ZM237 195L235 194V196L237 197ZM3 196V195H2ZM5 196V195H4ZM91 196V195H90ZM132 196V195H131ZM218 196V197H217ZM239 196H241V195H239ZM252 196V195H251ZM260 196V195H259ZM219 198V195H216L215 196V198ZM235 197V198H236ZM14 198V197H13ZM28 198V197H27ZM44 198V197H43ZM102 198V197H101ZM180 198V197H179ZM207 198V197H206ZM205 198V199H206ZM212 198V197H211ZM214 198V197H213ZM214 198V199H215ZM216 198V200H214V199H212V201L214 200V201H219V199H217ZM227 198V197H226ZM239 198V197H238ZM244 198V197H243ZM249 198V197H248ZM261 198V197H260ZM98 199V198H97ZM222 199V198H221ZM63 200V199H62ZM93 200V199H92ZM101 200V199H100ZM209 200V199H208ZM224 200V199H223ZM233 200V199H232ZM239 200V199H238ZM259 200V199H258ZM12 201V200H11ZM65 201V200H64ZM86 201V200H85ZM173 201V200H172ZM175 201V200H174ZM198 201V200H197ZM212 201H211V204H212ZM226 201V200H225ZM230 201H231V199H230ZM247 201H249V200H247ZM46 202V201H45ZM74 202V201H73ZM228 202H229V200H228ZM254 202V201H253ZM32 203V202H31ZM99 203V202H98ZM205 203H207V202H205ZM30 204V203H29ZM86 204V203H85ZM219 204V203H218ZM217 204V205H218ZM223 204H224V202H223ZM226 204V203H225ZM224 204V205H225ZM232 204V203H231ZM238 204V203H237ZM40 205V204H39ZM101 205V204H100ZM205 205V204H204ZM261 205H262V203H261ZM3 206V205H2ZM87 206V205H86ZM230 206V205H229ZM124 207V206H123ZM212 207H214V205L212 206ZM251 207V206H250ZM262 207V206H261ZM254 208V207H253ZM8 209V208H7ZM17 209V208H16ZM55 209V208H54ZM131 209V208H130ZM200 209V208H199ZM221 209V208H220ZM258 209V208H257ZM43 210V209H42ZM59 210V209H58ZM81 210V209H80ZM196 210V209H195ZM201 210V209H200ZM218 210V209H217ZM10 211V210H9ZM197 211V210H196ZM207 211V210H206ZM205 211V212H206ZM241 211V210H240ZM14 212V211H13ZM123 212V211H122ZM148 212V211H147ZM208 212V211H207ZM221 212V211H220ZM15 213V212H14ZM40 213V212H39ZM53 213V212H52ZM168 213V212H167ZM199 213V212H198ZM202 213V212H201ZM228 213V212H227ZM237 213V212H236ZM249 213V212H248ZM261 213V212H260ZM58 214V213H57ZM60 214V213H59ZM203 214V213H202ZM245 214H246V212H245ZM257 214V213H256ZM14 215V214H13ZM83 215V214H82ZM195 215V214H194ZM193 215V216H194ZM199 215V214H198ZM208 215V214H207ZM210 215V214H209ZM6 216H7V214H6ZM89 216V215H88ZM225 216V215H224ZM17 217V216H16ZM54 217V216H53ZM62 217V216H61ZM98 217V216H97ZM202 217V216H201ZM200 217V218H201ZM239 217V216H238ZM161 218V217H160ZM209 218V217H208ZM241 218V217H240ZM11 219V218H10ZM215 219V218H214ZM256 219V218H255ZM259 219V218H258ZM23 220V219H22ZM201 220V219H200ZM203 220V219H202ZM239 220V219H238ZM56 221V220H55ZM90 221V220H89ZM194 221H198V220H194ZM204 221V220H203ZM241 221H243V220H241ZM245 221V220H244ZM162 222V221H161ZM217 222V221H216ZM248 222V221H247ZM92 223V222H91ZM96 223V222H95ZM204 223V222H203ZM67 224V223H66ZM154 224V223H153ZM182 224V223H181ZM259 224V223H258ZM25 225V224H24ZM220 225V224H219ZM252 225H253V223H252ZM251 225V226H252ZM264 225V224H263ZM204 226V225H203ZM30 227V226H29ZM28 227V228H29ZM90 227V226H89ZM221 227V226H220ZM256 227V226H255ZM264 227V226H263ZM169 228V227H168ZM217 228H219V227H217ZM239 228V227H238ZM237 228V229H238ZM254 228V227H253ZM262 228V227H261ZM46 229V228H45ZM50 229V228H49ZM189 229V228H188ZM212 229V228H211ZM185 230V229H184ZM208 230V229H207ZM222 230V229H221ZM236 230V229H235ZM241 230V229H240ZM253 230V229H252ZM256 230V229H255ZM215 231V230H214ZM239 231V230H238ZM259 231V230H258ZM28 232V231H27ZM33 232V231H32ZM212 232V231H211ZM59 233H60V231H59ZM77 233V232H76ZM82 233V232H81ZM160 233V232H159ZM206 233V232H205ZM243 233V232H242ZM249 233V232H248ZM43 234H45V233H43ZM56 234V233H55ZM186 234V233H185ZM260 234V233H259ZM154 235V234H153ZM172 235V234H171ZM183 235V234H182ZM59 236V235H58ZM65 236V235H64ZM185 236V235H184ZM193 236V235H192ZM258 236V235H257ZM46 237H47V235H46ZM73 237V236H72ZM159 237V236H158ZM168 237V236H167ZM204 237V236H203ZM227 237V236H226ZM225 237V238H226ZM4 238V237H3ZM16 238V237H15ZM163 238V237H162ZM174 238V237H173ZM184 238V237H183ZM201 238H202V236H201ZM47 239V238H46ZM64 239V238H63ZM146 239V238H145ZM165 239V238H164ZM168 239V238H167ZM189 239V238H188ZM199 239V238H198ZM207 239V238H206ZM219 239V238H218ZM263 239V238H262ZM142 240V239H141ZM151 240V239H150ZM185 240V239H184ZM202 240V239H201ZM214 240V239H213ZM146 241H147V239H146ZM156 241H158V240H156ZM168 241V240H167ZM177 241H179V240H177ZM182 241H183V239H182ZM188 241V240H187ZM190 241H192V240H190ZM199 241V240H198ZM204 241V240H203ZM170 242V241H169ZM218 242V241H217ZM216 242V243H217ZM50 243V242H49ZM156 243V242H155ZM188 244H189V242H188ZM181 245V244H180ZM184 245V244H183ZM186 245V244H185ZM218 245V244H217ZM28 246V245H27ZM30 246V245H29ZM101 246V245H100ZM153 246V245H152ZM160 246V245H159ZM165 246H166V244H165ZM164 246V247H165ZM187 246V245H186ZM185 246V247H186ZM193 246H195V245H193ZM216 246V245H215ZM57 247V246H56ZM158 247V246H157ZM170 247V246H169ZM169 247H167L168 249H169ZM177 246H176V244H175V248H176ZM184 247V246H183ZM184 247V248H185ZM28 248V247H27ZM47 248V247H46ZM154 248V247H153ZM166 248V247H165ZM174 248V249H175ZM205 248V247H204ZM26 249V248H25ZM139 249V248H138ZM137 249V250H138ZM158 249H159V247H158ZM160 249H161V247H160ZM183 249V248H182ZM198 249V248H197ZM222 249V248H221ZM48 250V249H47ZM141 250V249H140ZM148 250V249H147ZM154 250V249H153ZM157 250V249H156ZM163 250V249H162ZM177 250V249H176ZM178 250H180V249H178ZM215 250V249H214ZM224 250V249H223ZM149 251V250H148ZM158 251L159 250H157L156 252L158 253ZM170 251V250H169ZM175 251V250H174ZM185 251V250H184ZM201 251V250H200ZM218 251V250H217ZM138 252H140V251H138ZM147 252V251H146ZM155 252V251H154ZM156 252L154 253V254H156ZM164 252V251H163ZM198 252V251H197ZM205 252V251H204ZM213 251H211V253H212ZM219 252V251H218ZM31 253V252H30ZM165 253H167L166 251H165ZM174 253V252H173ZM181 253V252H180ZM186 253V252H185ZM192 253V252H191ZM224 253V252H223ZM222 253V254H223ZM195 254V253H194ZM225 254V253H224ZM228 254V253H227ZM158 255V254H157ZM170 255V254H169ZM192 255V254H191ZM196 255V254H195ZM203 255V254H202ZM201 255V257H203ZM213 255V254H212ZM217 255V254H216ZM26 256V255H25ZM46 257H48V256H46ZM60 257V256H59ZM167 257V256H166ZM165 257V258H166ZM208 257V256H207ZM211 257H214V256H211ZM13 258V257H12ZM39 258V257H38ZM141 258V257H140ZM152 258V257H151ZM155 258V257H154ZM168 258V257H167ZM166 258V259H167ZM174 258V257H173ZM172 258V259H173ZM189 258V257H188ZM217 258V257H216ZM215 258V259H216ZM62 259V258H61ZM156 259V258H155ZM171 259V260H172ZM175 259V258H174ZM207 259V258H206ZM219 259V258H218ZM158 260V259H157ZM162 260V259H161ZM171 260H169V261H171ZM195 260V259H194ZM227 260V259H226ZM264 260V259H263ZM206 261V260H205ZM204 261V262H205ZM22 262V261H21ZM188 262V261H187ZM191 262V261H190ZM193 262V261H192ZM203 262V263H204ZM211 262V261H210ZM264 262V261H263ZM143 263V262H142ZM154 263H155V261H154ZM174 263H176V262H174ZM195 263V262H194ZM197 263V262H196ZM202 263V262H201ZM207 263V262H206ZM262 263V262H261ZM112 264V263H111ZM144 264V263H143ZM166 264V263H165ZM180 264V263H179ZM216 264V263H215ZM256 264V263H255ZM263 264V263H262Z\"/></svg>",
    "mask_w": 264,
    "mask_h": 264
}]
</instances>
